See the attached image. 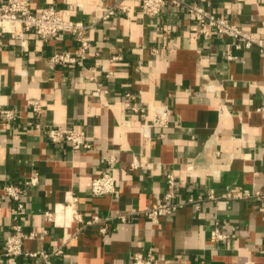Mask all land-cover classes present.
Masks as SVG:
<instances>
[{"label": "crops", "instance_id": "0c3cea01", "mask_svg": "<svg viewBox=\"0 0 264 264\" xmlns=\"http://www.w3.org/2000/svg\"><path fill=\"white\" fill-rule=\"evenodd\" d=\"M186 1L204 4L264 38V0ZM115 2L130 10L99 21L102 4ZM139 4L31 0L33 11L54 5L66 19L89 27L66 32L60 42L33 33L22 42L0 30V106L21 112L14 124L0 120V187L34 174L39 178L37 186L27 188L17 220L16 203L0 194V255L18 221L26 233H35L25 239L24 249L61 248L51 255L59 264H132L137 251L173 264H244L248 259L264 264V199L188 202L209 190L264 191V56L254 46L228 60L226 40L202 36L184 8L168 4L149 17L139 13ZM78 35L90 43L83 63L51 65L56 49L80 48ZM127 92L150 109H125ZM28 96L42 98L44 127L83 130L93 136V148L54 144L44 131L25 127L32 117ZM158 104L171 107L172 121L164 138L156 136L155 127L145 137L139 128ZM134 160L143 165L131 166ZM104 171L113 174L117 191L95 196L90 181ZM168 172L175 176L176 200L186 203L155 223L140 210L165 200ZM74 196L75 208L85 218L98 214L106 232L101 224L71 221L67 206ZM46 211L57 216L48 220ZM217 219L226 222L229 236L214 242L210 231ZM31 259L22 255L17 264Z\"/></svg>", "mask_w": 264, "mask_h": 264}, {"label": "built area", "instance_id": "2783aa9c", "mask_svg": "<svg viewBox=\"0 0 264 264\" xmlns=\"http://www.w3.org/2000/svg\"><path fill=\"white\" fill-rule=\"evenodd\" d=\"M168 4L175 7L184 8L195 22L198 24V32L205 38H210L217 35L226 40V57L228 60L238 58L237 50H246L256 46L259 52L264 56V38L256 36L249 31L244 30L238 23L227 16L217 14L208 6L199 2H187L186 0H140L139 13L144 16H158L163 8ZM130 7L121 2L107 5L102 4L97 10V18L99 21L107 20L121 12L129 11ZM89 26L83 25L81 22H74L66 19L61 10L54 5H49L41 8L38 11H33L31 8V0H1L0 1V30L3 33H8L13 37L23 41L27 39L28 33H33L44 40L62 41L66 32H77L85 30ZM81 40V46L78 50H62L56 49L50 56L49 62L51 65H73L75 63L82 64L85 52L90 46L87 39L78 35ZM141 68V66H139ZM75 87L77 84L74 85ZM126 101L124 108L129 109L134 113H143L150 109L141 102L134 101L133 95L130 92L126 93ZM26 105L32 114L31 119L25 123V127L42 130L54 144H67L74 150H89L94 146V138L85 131L75 130L70 127L53 124L44 127L39 121L43 109V100L38 96L26 97ZM152 109V117L149 122H145L140 126V132L145 137H151L150 128L157 129L156 136L164 138L166 130L172 121V110L168 104H158ZM21 118V112L16 107L0 106V120L8 124H14ZM113 162V159L110 160ZM143 165L137 160H134L131 166ZM167 182L169 190L165 194V200L155 202L144 206L140 212L148 217L152 222H158L161 217L173 214L186 202L176 200V184L175 176L172 172L167 173ZM39 178L36 174L23 179L20 183L10 182L4 183L0 187L1 196L11 198L15 203V220L19 218L20 212L25 208V196L29 186H37ZM91 192L95 196L114 194L117 191V185L113 174L109 171H104L94 176L90 181ZM0 196V197H1ZM210 199H264V191H251L248 189H237L235 191H227L222 194H217L214 190H209L207 195H200L197 199L190 198L188 202ZM77 197L71 198V221L84 223L85 225L101 224L100 231L106 232L104 220L94 214L88 218L75 208ZM1 203V198H0ZM65 206H63L64 208ZM198 207V205L196 206ZM57 214V213H56ZM50 211H46L45 215L48 220H52L53 216H57ZM125 214L119 215V219L124 221ZM226 222L216 220L210 231V239L214 242L225 240L229 234L223 230ZM35 233H26L22 225L17 221L12 225L11 231L6 236L5 247L0 255V260L4 259L7 264H17L18 258L22 255L31 256V262L28 264H59L51 259L52 254L61 253L62 249L58 248L52 252L45 250L26 251L24 249V241L26 238L33 237ZM132 264H173L172 260L161 259L154 256L151 252L146 255L142 251H137L132 257ZM200 264H206L201 262ZM244 264H256L252 259H248Z\"/></svg>", "mask_w": 264, "mask_h": 264}]
</instances>
